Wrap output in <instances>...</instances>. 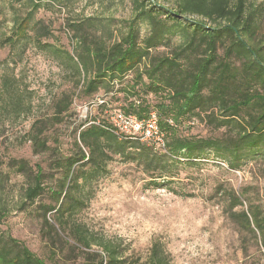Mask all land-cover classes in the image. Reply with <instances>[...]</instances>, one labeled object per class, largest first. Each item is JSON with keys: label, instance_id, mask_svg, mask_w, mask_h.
Wrapping results in <instances>:
<instances>
[{"label": "trees", "instance_id": "trees-1", "mask_svg": "<svg viewBox=\"0 0 264 264\" xmlns=\"http://www.w3.org/2000/svg\"><path fill=\"white\" fill-rule=\"evenodd\" d=\"M76 1L26 0L23 7L27 11L15 13L11 34H4L0 45L11 52L30 43L45 50L72 71L84 98L101 89L108 96L120 92L124 96L119 109L126 115L147 120L155 112L165 146L155 148L138 138L119 135L109 116L83 124L76 131L72 153L55 161L59 186L49 191L54 204L43 205L44 224L52 227L48 219L52 213L53 221L75 242L87 249L101 246L106 260L98 255L100 264H171L158 241L144 262L131 261L115 245L92 244L76 217L87 206L91 186L109 173L115 159L141 169L146 189H168L191 198L194 194L174 187L182 182L186 170L212 159L229 171H241L264 157V35L259 34L264 26V4L254 5L250 0H122L130 3L132 18L115 35L110 33L109 40L105 30L110 26L88 18L69 24L79 40L76 57L53 45L42 46L37 35L45 30L38 26L37 14L56 3L66 6ZM162 48L169 51L162 52ZM0 102V110L8 115L22 117L31 110L18 81L8 75L0 80ZM71 107L69 96L55 104L57 122L65 120ZM43 123L35 122L28 138L44 153L53 148L42 139V129L49 125ZM200 123L222 132L221 136L191 134ZM8 167L29 181L23 205L35 204L46 192L48 177L43 169L14 158ZM3 175L0 173V198ZM229 202V217L259 238L264 248V213L254 204L247 211H238L244 203L234 190L229 192ZM4 215L0 205V220ZM0 264L48 263L8 236L0 238Z\"/></svg>", "mask_w": 264, "mask_h": 264}, {"label": "rangeland", "instance_id": "rangeland-1", "mask_svg": "<svg viewBox=\"0 0 264 264\" xmlns=\"http://www.w3.org/2000/svg\"><path fill=\"white\" fill-rule=\"evenodd\" d=\"M250 1L264 4V0ZM25 2L0 0V42L4 34H11L15 13L27 11ZM88 18L110 26L105 30L109 40L110 33L115 35L132 18L131 5L122 0H78L66 6L56 3L37 14L38 26L44 28L43 33L48 32L46 37L43 33L37 37L42 46L53 45L76 57L79 40L69 24ZM259 34L264 35V26ZM4 75L16 78L31 110L22 117L0 110V173L4 174L0 205L5 208L0 238L11 236L48 264H100L101 257L106 260L102 247L87 249L75 242L53 221L52 213L48 219L53 229L45 225L43 205L54 204L49 191L59 186L60 178L55 161L72 153L78 139L76 131L88 122L107 119L111 110L123 106L124 95L117 92L118 96H108L101 89L93 97L84 98L72 71L33 43L15 52L0 45V80ZM63 96L72 98V107L59 123L55 104ZM37 121L49 123L42 129V139L48 141L52 151L38 152L39 148L29 141V132ZM190 133L203 138L222 134L204 123ZM10 158L27 160L34 169L41 167L48 177L46 192L35 204L23 205L29 181L8 167ZM108 170L91 186L87 206L76 217L92 244L120 247L134 262L146 261L154 241H158L171 264H264L259 238L234 222L228 213L232 190L244 203L238 211H247L254 204L264 213V157L241 171H229L212 159L186 170L182 182L174 187L194 194L191 198L168 189H146L145 176L135 164L115 159Z\"/></svg>", "mask_w": 264, "mask_h": 264}, {"label": "built area", "instance_id": "built-area-1", "mask_svg": "<svg viewBox=\"0 0 264 264\" xmlns=\"http://www.w3.org/2000/svg\"><path fill=\"white\" fill-rule=\"evenodd\" d=\"M108 115L109 122L119 135L138 138L155 148L165 146L164 136L159 129L158 117L155 112L147 120H139L135 116H128L120 109L111 110Z\"/></svg>", "mask_w": 264, "mask_h": 264}]
</instances>
